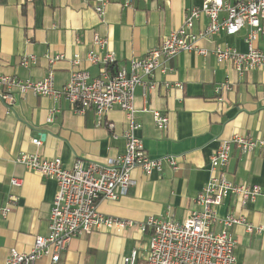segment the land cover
Returning <instances> with one entry per match:
<instances>
[{
  "label": "crops",
  "instance_id": "obj_1",
  "mask_svg": "<svg viewBox=\"0 0 264 264\" xmlns=\"http://www.w3.org/2000/svg\"><path fill=\"white\" fill-rule=\"evenodd\" d=\"M206 0H107L100 16L93 3L83 0H0V74L22 80L39 81L48 75L50 59L62 56L53 65L56 89L63 88L76 71L98 77L102 65H92L87 55H116L117 65L129 67L161 44L162 39L183 26L187 10L201 8ZM230 2L232 0H224ZM226 14H221L224 19ZM209 24L202 17L195 30ZM247 32L237 36L222 33L199 42L207 56L182 52L169 63L172 69L157 72L158 87L144 92L136 89L134 121L141 125L137 136L150 158L177 156L180 167H165L163 174L132 172L135 185L118 201L103 200L98 210L110 217L132 220L138 226L110 232H94L74 239L57 264H123L132 249L141 251L138 264H146L149 232L139 224L150 217L182 222L197 208L195 200L210 180L209 163L219 150L220 140L235 135L254 139L264 137V68L240 75L230 64H218L213 51L228 46L245 53ZM106 40L103 49L95 37ZM264 51V41L258 40ZM35 62L24 67L23 58ZM79 58V65L73 64ZM230 90L218 102V88ZM179 85V86H178ZM168 116V126L160 130L154 113ZM128 115L110 111L100 122L95 112H74L61 98L38 97L28 93L8 108L0 103V209L14 197L8 216L0 214V264L15 249L28 253L36 236L49 234V216L57 183L29 171L16 162L19 155L38 154L61 159L72 169L95 162L109 164L125 153L123 137ZM41 140L37 146L33 140ZM229 180L257 185L264 189V147L244 155L234 148L227 166ZM22 180L13 187L12 180ZM245 216L247 222L263 229L249 233L244 225L231 228L236 240V264H264V194L243 208L233 197L217 209L214 231H221V220L228 215ZM36 264H54L48 258Z\"/></svg>",
  "mask_w": 264,
  "mask_h": 264
},
{
  "label": "built area",
  "instance_id": "obj_2",
  "mask_svg": "<svg viewBox=\"0 0 264 264\" xmlns=\"http://www.w3.org/2000/svg\"><path fill=\"white\" fill-rule=\"evenodd\" d=\"M93 3L95 11L101 16L107 0H83ZM225 13L226 17L221 18ZM202 17L209 19V24L198 31L195 24ZM247 32L245 43L247 52L241 53L233 47L215 48L213 54L218 64H230L240 75L252 70L264 68V51L258 49V40L264 41V0H206L201 8L186 11L181 28L165 36L161 44L151 48L145 56L130 61L129 67L117 65L114 53L101 56L96 51L87 55L92 65H102L98 77H92L88 71H76L69 82L61 89L54 84L53 65L62 56L50 59L47 77L39 81L22 80L0 74V103L12 107L18 97L32 93L38 97L65 99L74 112L86 115L94 111L99 121L114 109L128 115L129 123L123 137L126 142L125 153L109 164L89 163L84 166L76 162L72 169L63 166L61 159H47L38 154L19 155L16 162L25 166L45 179L57 183V192L49 216V234L36 236L34 246L28 253L13 249L4 264H36L43 258L52 263L60 262L70 243L76 238L92 235L94 232L125 230L138 226L132 220L106 216L98 210L103 200L118 201L135 185L132 172L139 168L146 175L154 172L163 174L165 167L179 169V158L168 156L150 158L142 140L137 136L141 125L134 121V102L136 89L141 87L149 92L158 87L154 81L156 73L171 71L169 63L182 52H197L207 56L208 51L198 46L199 42L211 39L215 35L237 36ZM106 40L95 37L94 45L103 49ZM35 58H23L21 65L29 66ZM79 65V58L73 59ZM179 86V85H178ZM230 90L228 84L218 88V102H223L222 94ZM156 126L165 130L168 116L154 113ZM40 146L41 140H33ZM219 150L212 156L209 167L212 176L195 200L197 206L182 222L171 219L150 217L139 224L143 232H149V243L145 254L146 264H236L234 239L231 228L244 225L249 233H261L260 227L247 222L245 216L228 215L221 220V231H214L212 225L217 221V209L223 202L233 197L245 209L257 197L264 194V189L257 185L236 183L228 178L227 166L234 148L244 155L251 154L256 148L264 147L263 138H250L235 135L229 140L219 141ZM13 187H21L22 180L13 179ZM14 197L0 209L3 217L12 209ZM141 251L132 249L129 256L123 258V264H138Z\"/></svg>",
  "mask_w": 264,
  "mask_h": 264
}]
</instances>
